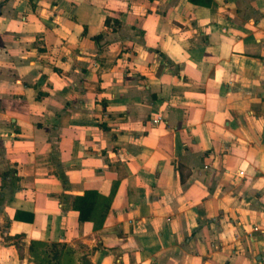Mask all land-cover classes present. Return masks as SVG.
Returning <instances> with one entry per match:
<instances>
[{
  "label": "crops",
  "instance_id": "0c3cea01",
  "mask_svg": "<svg viewBox=\"0 0 264 264\" xmlns=\"http://www.w3.org/2000/svg\"><path fill=\"white\" fill-rule=\"evenodd\" d=\"M32 243L264 264V0H0V264Z\"/></svg>",
  "mask_w": 264,
  "mask_h": 264
},
{
  "label": "trees",
  "instance_id": "16d2710c",
  "mask_svg": "<svg viewBox=\"0 0 264 264\" xmlns=\"http://www.w3.org/2000/svg\"><path fill=\"white\" fill-rule=\"evenodd\" d=\"M90 194L89 193H85L84 196H82L80 199L82 201V205H78L77 206V210L79 212V219L80 220H85L87 219V214H90V212L92 211L93 208V204L91 203L90 206L87 205L88 203V196ZM38 245L35 243H32L31 246L29 247L30 252L32 253V261L34 262V264H74L73 263V259L71 258V255L66 259L65 257L70 254L71 249L69 248H64L61 251V255L60 258L58 260H55L54 258H49L46 255V252L43 250H39L37 247ZM41 246L43 249L44 248V244L39 245ZM71 253H73L71 251ZM66 259V262L64 261Z\"/></svg>",
  "mask_w": 264,
  "mask_h": 264
},
{
  "label": "built area",
  "instance_id": "2783aa9c",
  "mask_svg": "<svg viewBox=\"0 0 264 264\" xmlns=\"http://www.w3.org/2000/svg\"><path fill=\"white\" fill-rule=\"evenodd\" d=\"M160 118H161L160 116H156L154 119H152V122L156 123L160 120Z\"/></svg>",
  "mask_w": 264,
  "mask_h": 264
}]
</instances>
